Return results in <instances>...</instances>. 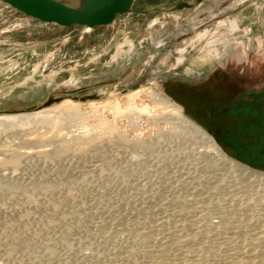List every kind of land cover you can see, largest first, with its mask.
Returning <instances> with one entry per match:
<instances>
[{
	"label": "rangeland",
	"instance_id": "rangeland-1",
	"mask_svg": "<svg viewBox=\"0 0 264 264\" xmlns=\"http://www.w3.org/2000/svg\"><path fill=\"white\" fill-rule=\"evenodd\" d=\"M132 8L110 24L87 28L44 22L0 0V114L72 99L86 114L61 132L87 129L99 138L95 149L76 145L63 160L35 155L12 167L0 164V264H175L184 258L229 264L240 244L264 247L252 233L264 229V192L216 190L197 178L199 164L161 136L168 121L125 109L128 92L139 88L146 90L136 103L153 105L152 88L184 106L230 155L264 171V158L256 160L210 118L218 98L244 93L264 102V0H134ZM234 49L247 54L227 63ZM216 50L223 53L215 57ZM256 105L264 115V103ZM259 122L253 135L242 128L238 139L264 136ZM30 126L0 130V148H52V142L25 143L28 133L34 136ZM253 147L264 154V143ZM3 241L15 243L11 253Z\"/></svg>",
	"mask_w": 264,
	"mask_h": 264
},
{
	"label": "bare ground",
	"instance_id": "bare-ground-1",
	"mask_svg": "<svg viewBox=\"0 0 264 264\" xmlns=\"http://www.w3.org/2000/svg\"><path fill=\"white\" fill-rule=\"evenodd\" d=\"M67 4L68 5H72V4H69V3H67ZM86 27L87 28H91V27H88V26H86ZM223 51L225 52V49ZM222 53H223L222 51L216 50L215 53H214V56L215 57H218ZM144 89L139 88V89H135V90H132V91L128 92L127 95H128V99L129 100H128V102L126 101L127 103L125 105V109H127V111L130 112V113L147 114V115H151L154 118L168 121L170 123V126H169L170 128L167 131H163L162 130L161 136L164 135V137L166 136V138H168L167 140L173 141L174 142V145L173 146H175V148L179 151V153H181L182 155H184V158L185 159H187L189 161L191 160L192 161V164H194V165L195 164H199V166L201 167V173L199 175H197V178L198 179H200V180H202L204 182L212 183L213 186H211V187L216 188V190H218V191L221 190L222 188H227L228 191H230V189H236L237 192L238 191L239 192H243V194L241 193L242 195L245 194V195H249V196H251V194H253V193H258L260 191L261 192H264V171L263 170H260V169H257L255 167H252V166L248 165L247 163L238 160L237 158H235L232 155H230L227 151H225V149L223 148V146L217 141V139L213 136V134L210 133L200 123L196 122L191 117H189L185 113V108H183L184 106H182L181 104H179L176 100H174L171 97H169L167 95H164V94H162V93H160L158 91H154L152 88H150L151 91H152V93H153L152 94L153 105H149L148 103H146L145 105L144 104L143 105H140L138 103L139 104L138 105L136 103L135 99L138 98L139 96H141L140 95L141 94V91L144 90ZM148 93H149V91H148ZM112 103H113L114 108H115V110L117 112H121L122 111L123 108H122V106L120 104H118V102H112ZM143 103H144V101H143ZM93 104H94V102L93 103H90V105H93ZM84 114H86V113H85V111H83L80 108V102L75 101V100H72V99L63 100L60 104H58L56 106H53V107L51 106V107L43 108V109H40V110L26 111V112H19V113L0 114V130H4V131L5 130L6 131L9 130V132H12L10 130L11 129L12 130L15 129L16 127H18V129H19V127H21L20 129H22L23 127H26V126L28 128V125L29 126L30 125H33V128H34L33 130H35L34 133H33L34 136L31 135V136L28 137L29 133L26 132V133H28V135L26 134L27 135V138H25L23 140L24 137H21L22 138L21 140L25 141V143H31V144H35V143L40 142V141H44V142L46 141L47 143L52 142L54 144L52 146V148L51 147L50 148L49 147L48 148L44 147V148H41V149L40 148L39 149H33V150H31V149L30 150H27L26 149V150H23V151L18 147L19 144H16V143L13 144L12 143V145H14V146L13 147L11 146L9 148L3 144V146L1 148L3 150H5V151L7 150L8 152L6 151L5 154H4V156L1 153L2 157H0V164L1 165H4V166L5 165L6 166L9 165V166L12 167L15 164H17V162L20 160L21 157H25V156L26 157H31V156H35V155H37V157L38 156L41 157L43 160H51V159L52 160H56V161L57 160H63V159H65L63 153L65 151H71L72 149H74L73 147L76 146V145H83V146L85 144L86 145L89 144V145H92V146L94 145L93 147L95 149L96 146H97V144L95 146L96 140L98 141L99 138L94 133L91 134L87 129H84V131L87 132L85 134H82L81 132H71L70 134H64V133L61 132V130H62L61 126L62 125H66L71 120L74 121V119L75 120H78L79 117L80 116H83ZM76 118H78V119H76ZM80 118H82V117H80ZM42 127H44L45 130H40ZM30 128H31V126H30ZM24 131H26L25 128H24ZM112 131L114 133H116V131H118V130H116L114 128V126H113L112 127ZM18 132H19V130H18ZM9 139H11V138H9ZM14 142H15V140H14ZM40 143H42V142H40ZM99 143L100 142H98V145H99ZM145 144H147V143H145ZM142 145L144 146V144H142ZM142 145H140V147ZM148 146H144V147H147L148 148ZM99 148H97V149H99ZM84 149H86V148H84ZM92 149H90L89 152H91ZM87 151H88V147H87L86 150L82 151V154H83V152H85V155H86ZM80 156H82V155H80ZM195 168H197V167L195 166ZM215 182H217V183H215ZM6 186H7V184H6ZM7 187H9V189H11L13 186L11 184H8ZM230 187H232V188H230ZM0 188H2V187H0ZM52 188L55 189L54 187H52ZM236 190H235V192H236ZM230 193L231 192H229L228 194H230ZM261 194H264V193H261ZM255 195H257V194H255ZM22 196H24V195H22ZM229 197H232V196H229ZM262 198H260V199H262ZM218 199H220V198H218ZM227 199H228V197H227ZM4 203H5V201H4ZM53 203H54V201L52 202V204ZM56 203H58V202H56ZM213 204L215 205V203H213ZM216 205H218V204H216ZM231 205H232V203H231ZM209 206H211V205H209ZM207 207H208V205H207ZM199 212H200V210H199ZM239 225H240V223H239ZM239 225H237V226H239ZM207 226H209V225H207ZM222 228H224V227H222ZM225 228H227V227H225ZM245 231H247V230H245ZM251 231H252V229H251ZM252 233L257 236V237L256 236H253V237H256L255 239L264 240V229H261V230H258V231L256 230V231H253ZM197 234H198V232H197ZM8 238H10V237H8ZM141 238H143V236ZM11 240H13V239H11ZM11 240H9V243H10ZM140 240H143V239H140ZM244 240H245V238H244ZM192 241H193V239H192ZM4 242L5 241H3V243ZM13 242H15V241H13ZM6 243H4V244L6 245ZM9 243H7V245ZM245 244H246V242H245ZM245 244H244V246L241 245V244H240V246H238V248L236 249V251L233 253V254H235L234 255L235 257L233 258L232 262H230V263L231 264H264V247H261V248H259V247L258 248L257 247H252V246H249L248 247V245L246 246ZM8 246H6V247H8ZM6 247H5V249H6ZM14 248H15V243H12L11 244V247H10V249H8V252L7 253H11L9 250L12 251V250H14ZM203 254H205V253H203ZM6 259H5V261H6ZM205 261H203V260L202 261L201 260L199 261V259H188V260H185V258H184V260L179 261V262H176L175 264H202V262H205ZM133 262H134V264H140L139 261H133ZM205 263H207V262H205ZM205 263H203V264H205ZM6 264H9V263H6ZM172 264H173V262H172ZM207 264H210V263H207ZM215 264H217V263H215Z\"/></svg>",
	"mask_w": 264,
	"mask_h": 264
},
{
	"label": "water",
	"instance_id": "water-1",
	"mask_svg": "<svg viewBox=\"0 0 264 264\" xmlns=\"http://www.w3.org/2000/svg\"><path fill=\"white\" fill-rule=\"evenodd\" d=\"M2 1L27 16L62 26L81 25L93 28L110 24L118 15L134 11V0H83L80 7L68 5L61 0ZM184 5L186 3H180L177 7Z\"/></svg>",
	"mask_w": 264,
	"mask_h": 264
},
{
	"label": "flooded vegetation",
	"instance_id": "flooded-vegetation-1",
	"mask_svg": "<svg viewBox=\"0 0 264 264\" xmlns=\"http://www.w3.org/2000/svg\"><path fill=\"white\" fill-rule=\"evenodd\" d=\"M246 54V50L245 52L244 50L241 52L239 49L231 50L227 63H229V60H237V62H240L241 60H244ZM260 56L264 58V50L260 53ZM261 101L262 100H259L257 96H253V99L250 96L245 99L244 93L231 101L219 100L218 98L212 103L213 108L210 118L217 121L218 126L222 127V132L226 137L230 138L235 136L238 138L236 133H239L242 128H246L250 131L251 124H256L260 120L264 122V115L260 113V109L258 108V105H256L257 103H264ZM242 122L245 123V125H243ZM253 130H255V128H253ZM244 150L251 153V149L244 148Z\"/></svg>",
	"mask_w": 264,
	"mask_h": 264
},
{
	"label": "trees",
	"instance_id": "trees-1",
	"mask_svg": "<svg viewBox=\"0 0 264 264\" xmlns=\"http://www.w3.org/2000/svg\"><path fill=\"white\" fill-rule=\"evenodd\" d=\"M259 123H260L259 121L256 124H254V123L251 124L250 123L251 124V127H250L251 129H250V133H249L250 135H253L252 133L255 131V130H253V128L258 129L261 126V124H259ZM242 124L245 125V123H243V122H242ZM233 140L238 145L242 144V146H244V148L251 149V147H253V144H260V143L262 144V143H264V136H262L260 139L259 138H254V140L252 142L249 139H247V138L241 140V139L236 138L235 136L233 137ZM251 150H253V149H251ZM251 155H253V157H255L256 160L264 158V154L261 153V152H258V151H255V152L251 151Z\"/></svg>",
	"mask_w": 264,
	"mask_h": 264
}]
</instances>
